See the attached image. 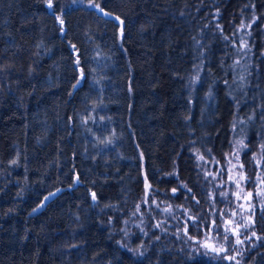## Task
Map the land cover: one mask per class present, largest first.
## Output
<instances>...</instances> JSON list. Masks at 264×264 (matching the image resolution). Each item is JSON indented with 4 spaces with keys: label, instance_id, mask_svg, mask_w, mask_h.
Here are the masks:
<instances>
[{
    "label": "trees",
    "instance_id": "16d2710c",
    "mask_svg": "<svg viewBox=\"0 0 264 264\" xmlns=\"http://www.w3.org/2000/svg\"><path fill=\"white\" fill-rule=\"evenodd\" d=\"M232 162L264 181V0H0V264H264V202L202 233Z\"/></svg>",
    "mask_w": 264,
    "mask_h": 264
},
{
    "label": "rangeland",
    "instance_id": "374dc122",
    "mask_svg": "<svg viewBox=\"0 0 264 264\" xmlns=\"http://www.w3.org/2000/svg\"><path fill=\"white\" fill-rule=\"evenodd\" d=\"M239 155L237 142L233 157L238 158ZM218 175L219 180H215L212 189V217L209 225L203 224L201 229L211 250L223 248L231 253L232 249L240 250L251 237L249 221L255 205L264 202V181L258 176L250 185L242 166L237 162L230 164L226 174L220 168ZM238 239L242 243H237Z\"/></svg>",
    "mask_w": 264,
    "mask_h": 264
},
{
    "label": "snow or ice",
    "instance_id": "6c2138e0",
    "mask_svg": "<svg viewBox=\"0 0 264 264\" xmlns=\"http://www.w3.org/2000/svg\"><path fill=\"white\" fill-rule=\"evenodd\" d=\"M49 6H51V5H49ZM93 7H96V8H99V5H92ZM101 12H103L104 11V9H102V8H100L99 9ZM105 15H110V13H105ZM116 19L117 20H119V17H116ZM61 23H63V21H61ZM123 22L121 21V24H122ZM246 46V45H245ZM173 191H175V190H173ZM93 197H95V194H93ZM45 199H47V197L45 198ZM252 235H255V233H253ZM249 239H250V237H248ZM224 239L226 240L227 239V237L225 236L224 237ZM237 243H242V241H240L239 239L236 241ZM214 250H217V251H226V249H223V248H221V249H214ZM226 259H234V257H231V256H229V257H225Z\"/></svg>",
    "mask_w": 264,
    "mask_h": 264
},
{
    "label": "water",
    "instance_id": "95a60500",
    "mask_svg": "<svg viewBox=\"0 0 264 264\" xmlns=\"http://www.w3.org/2000/svg\"><path fill=\"white\" fill-rule=\"evenodd\" d=\"M100 8L104 9V8L101 7V6H99V8H97V9L99 10ZM99 11H100V10H99ZM100 12H101V11H100ZM101 13L105 14V13H109V11H107V10L104 9V11L101 12ZM61 190H62V187H59L56 191L52 192V193L48 196V198L54 196L56 193H58V192L61 191Z\"/></svg>",
    "mask_w": 264,
    "mask_h": 264
}]
</instances>
